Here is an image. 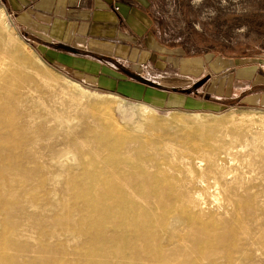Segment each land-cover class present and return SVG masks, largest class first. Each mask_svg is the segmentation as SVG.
I'll return each mask as SVG.
<instances>
[{"label": "bare ground", "instance_id": "bare-ground-1", "mask_svg": "<svg viewBox=\"0 0 264 264\" xmlns=\"http://www.w3.org/2000/svg\"><path fill=\"white\" fill-rule=\"evenodd\" d=\"M58 85L117 103L124 117L160 114L53 70L0 6V201L41 167L81 201L85 264H264V110L168 111L156 139L96 124L75 132L66 114L34 103Z\"/></svg>", "mask_w": 264, "mask_h": 264}, {"label": "rangeland", "instance_id": "rangeland-1", "mask_svg": "<svg viewBox=\"0 0 264 264\" xmlns=\"http://www.w3.org/2000/svg\"><path fill=\"white\" fill-rule=\"evenodd\" d=\"M148 1L160 16L165 39L183 45L178 59L202 56L208 72H201L203 64L196 61L192 63L193 71L184 69L182 60V65L177 59L165 66L151 62L135 68L131 76L141 86L109 87L101 83L104 77L80 74V53L72 47L53 43L46 50L40 34L26 35L25 27L18 25L0 0L6 20L17 35L53 70L87 89L146 104L160 114L124 117L117 103H103L62 85L56 87L55 96L33 92L34 103L66 114L75 132L96 124L117 129L125 136L142 134L152 139L164 135L163 127L170 122L165 115L168 111L264 110V90L260 89L264 87V0ZM29 169L34 172L35 182L24 181L14 189L7 204L0 201V264H85L77 252L89 239L84 234L86 227L79 225L86 213L74 211L80 199L73 198L60 184L45 182L41 167L29 165ZM51 190L54 196L40 197ZM18 202L26 212L21 216L17 213Z\"/></svg>", "mask_w": 264, "mask_h": 264}, {"label": "crops", "instance_id": "crops-1", "mask_svg": "<svg viewBox=\"0 0 264 264\" xmlns=\"http://www.w3.org/2000/svg\"><path fill=\"white\" fill-rule=\"evenodd\" d=\"M3 2L9 15L18 25L25 27L26 35L36 37L40 34L46 50L53 43L72 47L80 53V74L104 77L101 83L109 87L141 86L131 76L135 68L139 69L144 64L148 66L151 62L165 66L177 59L181 65L185 61L184 69L191 71L195 61L203 64L202 56L178 59L183 45L165 39L160 16L155 5L151 6L148 0ZM81 54L91 56L85 58ZM102 60L108 62L103 64ZM201 67V72H208L209 68L205 69L204 64Z\"/></svg>", "mask_w": 264, "mask_h": 264}, {"label": "trees", "instance_id": "trees-1", "mask_svg": "<svg viewBox=\"0 0 264 264\" xmlns=\"http://www.w3.org/2000/svg\"><path fill=\"white\" fill-rule=\"evenodd\" d=\"M260 89H264V87H261Z\"/></svg>", "mask_w": 264, "mask_h": 264}]
</instances>
